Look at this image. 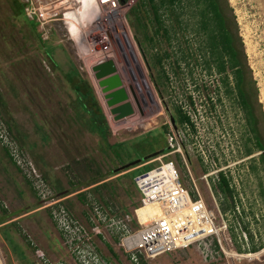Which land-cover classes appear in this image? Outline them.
<instances>
[{
  "label": "rangeland",
  "instance_id": "374dc122",
  "mask_svg": "<svg viewBox=\"0 0 264 264\" xmlns=\"http://www.w3.org/2000/svg\"><path fill=\"white\" fill-rule=\"evenodd\" d=\"M227 2L242 40L248 75L246 89L250 93L258 137L264 147V0ZM134 3L132 0L124 5L121 14L129 39L118 41L122 45L119 60L113 55L116 73L127 91L132 109L128 115L114 119L109 110L106 114L60 11L56 19L40 27L36 21L23 16L22 0H0V122L32 159L54 192L69 195L66 200L79 217L82 218L90 202L95 201L109 214H129L133 220V208L138 206L133 178L156 165L154 158L159 154L143 165L118 169L128 161L118 162L99 135L89 130V115L79 104V96L88 104L85 95L88 87L90 96L104 115L110 132L109 144L121 143L128 150L136 145L140 154L150 150L147 142L159 147L154 151L168 142L173 148L179 144L190 174L181 163L180 154L169 153L161 159L173 160L183 185L191 192L196 188L208 210L227 219L226 261L222 254L204 259L193 244L159 253L144 264H262L264 174L258 159L259 150L253 147L252 138L251 142L245 139L243 115L236 103L224 95L219 78L206 75L197 62H193L194 37L179 28L169 45L155 38L151 47L143 37L145 32L152 33L148 14L142 9L135 18L130 13ZM76 4L69 11L76 10ZM111 16L109 13L104 17ZM97 21L99 25L95 24ZM84 22L78 25V33L91 50L94 51V45L101 40L100 23L114 49L118 50L113 37H119L117 22L109 24L100 19L90 24ZM181 23L183 26L185 21ZM144 24L146 31L142 29ZM89 30L90 34L86 35ZM94 36L97 38H92ZM180 49L184 53L190 51L192 56L186 60L188 66L180 62V68H176L173 59L179 56ZM162 50H167L169 57L160 69L151 62V56ZM103 59L96 57L93 64ZM160 70L166 74V79L158 77ZM150 92L160 109L154 116L148 102L152 96ZM175 107L189 117L191 128L177 123ZM169 116L173 119L172 125ZM134 117L136 122L131 128L114 127ZM245 144L252 147L249 154L243 153ZM205 173H209L206 181L202 177ZM219 174L226 180L231 197L218 189ZM38 205L28 183L0 146V264H41L32 253V243L41 248L36 237L17 218ZM132 222L136 227V222ZM41 225L45 226L43 222ZM43 230L50 238V232L46 228ZM103 236L100 241L104 243L108 239L115 255L107 249V244L105 248L97 241L100 253L120 264H128L120 253L116 236L109 232H103ZM245 253L249 255L238 256Z\"/></svg>",
  "mask_w": 264,
  "mask_h": 264
},
{
  "label": "built area",
  "instance_id": "2783aa9c",
  "mask_svg": "<svg viewBox=\"0 0 264 264\" xmlns=\"http://www.w3.org/2000/svg\"><path fill=\"white\" fill-rule=\"evenodd\" d=\"M22 1L23 16L28 20L36 21L40 27L56 19L59 11L64 18L65 13L77 3V0ZM131 1L120 3L119 0H93L99 8L93 22L102 20L111 10H116L121 5H128ZM106 22L117 21L111 16ZM103 33L105 34L104 31ZM0 146L28 183L38 200L39 208L47 212L59 235L61 248L75 264H120L115 259L106 258L98 250L97 238L104 237L103 232L116 236L120 253L128 264H144L147 259L159 253L186 248L193 244L204 259L210 260L222 254L225 261L227 260V219L220 214L214 215L208 210L196 188L191 192L183 185L173 160L161 159L169 153L180 154L181 163L190 174L179 144L173 148L168 142L167 146L170 150L154 158L157 164L139 172L133 178L138 193L137 207H147L143 212L144 219L151 216V219L143 222L135 213L137 207L133 208L132 220L129 214L122 216L109 214L95 201L90 202L84 217L76 216L67 208L66 196L54 192L32 159L23 152L1 122ZM208 175L209 173L203 174L205 181ZM132 221L136 222V227ZM32 245L34 247L32 253L37 262L67 264L62 260L51 259L41 248L33 243ZM247 255L249 254H238L241 257Z\"/></svg>",
  "mask_w": 264,
  "mask_h": 264
},
{
  "label": "trees",
  "instance_id": "16d2710c",
  "mask_svg": "<svg viewBox=\"0 0 264 264\" xmlns=\"http://www.w3.org/2000/svg\"><path fill=\"white\" fill-rule=\"evenodd\" d=\"M142 9L148 14V24L152 29L151 35H147L145 32L143 37L151 47L154 46L155 38H161L169 45L171 37L176 35L179 28H183L194 37V42H192L193 62L196 61L206 75H216L219 78L224 95L236 103L243 115L246 141L251 142L252 138L253 147L257 150L263 149L257 133L250 93L246 89L248 75L242 40L238 33L235 15L227 0H135V3L130 7V13L137 18ZM184 21L185 23L181 26V22ZM142 29L146 31L145 24L142 25ZM179 52V56L173 59L176 68H180V62L185 67L188 66L186 60L192 56L191 52L184 53L181 49ZM168 57L167 50L154 52L151 56V62L156 67L163 69V61ZM189 70L188 73L191 75ZM158 77L167 78L163 70H160ZM85 95L88 104L80 96L78 98L81 108L89 115V130L99 135L118 162H129L159 149V147H152L153 143L147 142V147H151L150 150L140 154L136 145H132L131 149L128 150L121 143L109 144L107 136L110 132L105 123L104 115L98 103L90 96L88 87ZM175 113L176 121L180 126L192 127L189 117L178 107H175ZM251 149L252 147L245 144L243 153L249 154ZM160 150L159 154H163L170 148L166 144ZM150 159L140 160L133 166ZM258 159L264 174V154H258ZM219 176L218 189L231 197V190L228 188L226 180L221 174ZM109 251L115 255L110 249Z\"/></svg>",
  "mask_w": 264,
  "mask_h": 264
},
{
  "label": "bare ground",
  "instance_id": "6f19581e",
  "mask_svg": "<svg viewBox=\"0 0 264 264\" xmlns=\"http://www.w3.org/2000/svg\"><path fill=\"white\" fill-rule=\"evenodd\" d=\"M77 3H78V7L76 10H73V11H67L64 15V19L66 20L65 22L67 23V32L69 34V36L71 37V39H73L74 43L76 44L77 46V49H78V52L79 53V56L80 58L82 59L83 61V64L85 66V69L88 71L90 77L92 78L93 80V84H94V87H95V90L98 94V97L100 98L101 100V104L103 106V108L105 109V112L106 114L108 113V110L109 108L105 107V103H104V99H103V93L100 91V89L98 88V85H97V81H95L96 79H94L93 77V73L91 72V66L93 65V63L95 62L96 60V57H101V59H105V58H111L113 60V55L115 54V57L117 60H119V56L121 55L122 52H120V45L118 43V41L122 39V41H124L125 37L126 39H129V36H128V33L126 31V27L123 26L122 24V21H121V14L123 13L124 9H125V6H119L117 7L116 10H111L110 11V14L112 16H114L116 18V21H117V28H118V33H119V37L115 38L116 36H113L114 39H115V43H116V46L118 48V50L114 49V46L113 44L111 43V41L109 40V35L108 37L103 33L104 30V27L101 26L102 23H100V28H101V32H100V35L102 36L101 37V40L98 41L95 45H94V51L91 50L89 48V46L87 45V43L85 44L84 43V38L83 36H81L79 33H78V25L80 23H83V21L85 20L86 22H84L85 24L86 23H92L94 20V18L96 17L97 13L99 12V8L94 4L93 0H77ZM75 5V4H74ZM77 5V4H76ZM104 19H102V22H106L109 21V19H105V17H103ZM107 18V17H106ZM94 23V22H93ZM96 25H99V21H97L95 23ZM107 24V23H106ZM110 24V23H109ZM111 26V25H110ZM81 27V26H80ZM93 28V27H92ZM106 28V27H105ZM90 31H86V35L87 33L90 34ZM107 31V30H106ZM80 32V31H79ZM108 32V31H107ZM106 32V33H107ZM115 32V31H113ZM93 33V32H92ZM108 34V33H107ZM113 34V33H112ZM96 36L92 37V38H95ZM97 38V37H96ZM128 44V42H127ZM102 45V46H101ZM122 46V45H121ZM126 46V45H125ZM130 46V49L134 48L132 47V44L130 42L129 44ZM128 46V47H129ZM127 49V48H126ZM131 49V50H132ZM125 50V49H123ZM128 51V50H127ZM132 52V51H131ZM136 52V51H135ZM125 53V52H124ZM136 54V53H135ZM119 55V56H118ZM128 55V54H127ZM134 55V54H133ZM124 57V56H123ZM127 57V56H125ZM130 59V58H129ZM136 59H139V58H135ZM127 62V61H126ZM128 63V62H127ZM131 63V62H130ZM126 64V63H125ZM137 64V63H136ZM129 65V64H128ZM120 66H121V63H120ZM136 66V65H135ZM140 66V65H139ZM125 67V66H124ZM142 67V66H141ZM123 68V67H121ZM140 69V68H139ZM123 70V69H122ZM139 71V70H138ZM144 71V70H143ZM136 73V72H135ZM139 74V73H138ZM144 74V72L142 73ZM133 76V75H132ZM142 78L145 80L144 76H142ZM140 78V80L142 79ZM125 80V79H124ZM138 80V79H137ZM139 80V81H140ZM126 81V80H125ZM129 81V80H128ZM140 83H143L140 81ZM144 84V83H143ZM138 85V84H137ZM141 86V84H139ZM146 85V83H145ZM130 86V85H129ZM150 86H147V89L150 91ZM144 89V88H143ZM146 92V91H145ZM143 94V92H142ZM148 94V93H147ZM151 94V92H150ZM152 95V94H151ZM142 96V95H141ZM145 96V95H144ZM148 96V95H147ZM150 96V95H149ZM144 99V98H143ZM146 100V99H145ZM144 100V101H145ZM147 100H149L147 98ZM149 102V105L151 106L150 109L151 111L153 112V116L156 115L158 112H160L159 110V105L157 103V100L153 97V95L150 97V101ZM110 112V111H109ZM111 113V112H110ZM112 114V113H111ZM113 115V114H112ZM136 117L128 120L126 119L125 121H121L117 124L114 125L115 128L118 127V125L120 127H124V128H131L132 126H134L135 122H136ZM139 122V120H138ZM147 207L145 206H142V207H139L137 210H136V214L138 215L139 219L141 222L143 221H148L149 219H151V216L149 215L147 218L144 219V211L146 210Z\"/></svg>",
  "mask_w": 264,
  "mask_h": 264
},
{
  "label": "water",
  "instance_id": "95a60500",
  "mask_svg": "<svg viewBox=\"0 0 264 264\" xmlns=\"http://www.w3.org/2000/svg\"><path fill=\"white\" fill-rule=\"evenodd\" d=\"M122 3V0H119ZM93 77L97 81V85L100 91L103 93L104 103L109 107V111L113 114L114 119L121 118L128 115L131 112L132 107L128 102V94L125 88L122 86L121 79L116 73L115 62L111 58H105L98 60L91 66ZM130 91V90H129ZM169 122L172 125L173 119L169 116ZM161 150L153 151L144 155L141 158L131 160L118 169L128 168L140 160L152 158L160 153ZM258 154H264V148L258 151ZM264 264V263H262Z\"/></svg>",
  "mask_w": 264,
  "mask_h": 264
},
{
  "label": "crops",
  "instance_id": "0c3cea01",
  "mask_svg": "<svg viewBox=\"0 0 264 264\" xmlns=\"http://www.w3.org/2000/svg\"><path fill=\"white\" fill-rule=\"evenodd\" d=\"M145 163L146 162H143L139 164V166ZM59 194H62V193H59ZM64 196H66L65 204L67 208L73 214L78 216L77 211L73 207L69 206V200H66L69 198L68 197L69 195H64ZM44 211L45 210L39 208V206L33 207L29 209L28 211H25L19 214L17 218L19 219V223L23 225V227L28 228L34 234V236L36 237L37 243H39L41 249L47 254L48 257H50L53 260H62L67 264H75L72 258L68 256V254L61 248L60 241H59V235L57 231L55 230L53 224L51 223L47 212L46 211L44 212ZM36 213L38 214L35 215ZM42 222L45 225L44 227H41ZM44 228H46L50 232L48 234L50 238H48V236L44 234V230H43ZM101 238H104V237H101ZM97 241H99L101 245L105 246V248L108 245L107 249H111L110 242L108 241V239H106L103 243L100 241V237H98ZM112 248L114 247L112 246Z\"/></svg>",
  "mask_w": 264,
  "mask_h": 264
}]
</instances>
